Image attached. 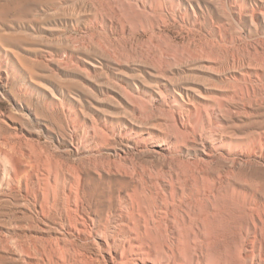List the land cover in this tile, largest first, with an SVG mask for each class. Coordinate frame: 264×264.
Here are the masks:
<instances>
[{
	"label": "bare ground",
	"instance_id": "6f19581e",
	"mask_svg": "<svg viewBox=\"0 0 264 264\" xmlns=\"http://www.w3.org/2000/svg\"><path fill=\"white\" fill-rule=\"evenodd\" d=\"M28 3L32 19L7 30L88 18L107 36L148 33L150 50L48 51L44 79L17 45L1 50V97L11 80L30 114L22 100H44L72 150L109 147L114 159L63 168L24 148L1 153L0 186L17 191L34 237L0 236V261L264 264V0H88L87 17L78 0ZM174 32L209 42L183 51Z\"/></svg>",
	"mask_w": 264,
	"mask_h": 264
},
{
	"label": "rangeland",
	"instance_id": "374dc122",
	"mask_svg": "<svg viewBox=\"0 0 264 264\" xmlns=\"http://www.w3.org/2000/svg\"><path fill=\"white\" fill-rule=\"evenodd\" d=\"M63 1H68L70 3L68 5H71V0ZM78 2L81 3L78 8L80 16L87 17L92 14L87 7L88 0H78ZM35 9V5L28 3V0H0V36L6 39L0 41V53L2 49L17 48L18 46L22 50V56L30 62L32 71L40 79L47 78L50 75L47 72L51 69L47 66L49 63L48 59L50 58L47 53L48 51H52V55H55L59 51L62 52V50L67 48H85L92 51L94 46H103L107 49H116L126 53L150 50L149 42L151 37L148 33L138 32L135 35L113 34L107 36L97 30L89 22L88 18H83L78 22H58L44 27L45 31L37 34L22 31L13 32L6 29V26L11 24L12 21H30L35 13ZM54 13L55 10L48 12L50 15ZM168 33V31L164 32L162 34L163 38ZM171 36L172 41L168 40L169 43L183 51L189 48L190 45L201 48L207 41L209 42L204 34H197L190 38L187 35L183 36L174 32L171 33ZM19 37L23 38V40H17ZM65 55L66 53L61 56L64 58ZM41 57L47 58L48 61ZM78 58L82 59L81 56H78ZM55 73L61 77L60 81L63 83L80 82L79 78L67 77L65 75L63 77L61 72L58 71ZM100 74L108 75L109 73L101 71ZM56 80L59 79L56 78ZM20 85L22 86V82H20ZM98 85H101V83H98ZM14 87L10 80L7 96H0V154L16 151L20 153L18 149L24 148L28 152L31 151L30 153L33 155L50 157V159L63 168L74 166L87 167L89 160L95 157L114 159L113 152L111 151L113 149L109 147L103 148L95 155L76 153L70 148L68 141L63 139V132L60 130L61 127L59 121L57 122V118L53 122L48 118V110L45 107L44 100L35 98L22 100L32 109V113L30 114L28 109L22 105L20 106V99L15 98L9 92L16 93L17 91L13 90ZM204 97L209 98L208 96ZM113 111L111 110L108 114L111 113L110 116L114 119L123 116ZM1 137H7V141L2 140ZM191 160L193 161V157H191ZM137 162V166L142 165L139 161ZM1 164L2 160L0 159ZM151 169L156 172L154 168ZM111 186L114 187V184H111ZM98 187L104 189L105 186L99 185ZM115 199L113 196L112 201ZM104 214H107V211ZM29 231H31V228L26 219V211L20 202L17 191L0 186V236H6L10 241L18 239L28 241L34 237L31 234L32 231ZM0 263L14 264L11 261H0Z\"/></svg>",
	"mask_w": 264,
	"mask_h": 264
}]
</instances>
